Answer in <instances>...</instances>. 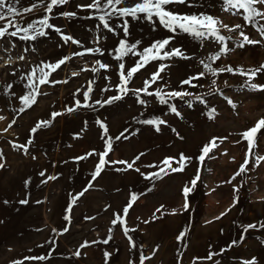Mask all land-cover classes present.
Wrapping results in <instances>:
<instances>
[{
	"label": "rangeland",
	"instance_id": "1",
	"mask_svg": "<svg viewBox=\"0 0 264 264\" xmlns=\"http://www.w3.org/2000/svg\"><path fill=\"white\" fill-rule=\"evenodd\" d=\"M0 264H264V0H0Z\"/></svg>",
	"mask_w": 264,
	"mask_h": 264
}]
</instances>
